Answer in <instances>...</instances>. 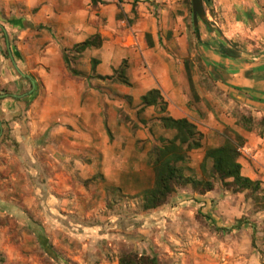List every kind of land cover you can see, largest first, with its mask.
<instances>
[{"label": "crops", "instance_id": "1", "mask_svg": "<svg viewBox=\"0 0 264 264\" xmlns=\"http://www.w3.org/2000/svg\"><path fill=\"white\" fill-rule=\"evenodd\" d=\"M165 1L0 0V94H7L0 97V127L16 142L0 160V215L24 216L25 208L39 209L43 202L48 215H62L70 222L96 213L104 185H127V193L133 194L136 182H154L152 152L175 135L163 126L162 115L186 117L197 125L203 146L195 150L203 158L214 146L211 135H220L216 128L227 126L215 113L216 103L232 99L234 104L264 108V58L251 52L248 43L238 56L221 50L249 36L264 44V21L254 28L248 18H240L249 29L224 23L222 35L215 37L202 28L201 35L198 28L192 44L188 2ZM209 3L216 10L241 7L249 17L263 9L264 15V0ZM95 36L98 44L77 49ZM192 45L203 57L212 88L202 86L192 73L190 80L185 60ZM11 54L35 87L16 70ZM122 67L128 82L118 74ZM153 88L161 90L165 112L158 104L144 105L143 96ZM238 132L252 157L250 162L241 156L242 171L255 179L256 168L264 167L258 161L264 138L248 130ZM214 193L173 195L170 202L142 214L148 223L139 230L147 236L142 241L147 253L167 243L160 237L166 231L162 214L181 219L188 205H206L205 211ZM55 227L60 224L52 223L48 230L54 232ZM150 231L156 241L150 240Z\"/></svg>", "mask_w": 264, "mask_h": 264}, {"label": "rangeland", "instance_id": "2", "mask_svg": "<svg viewBox=\"0 0 264 264\" xmlns=\"http://www.w3.org/2000/svg\"><path fill=\"white\" fill-rule=\"evenodd\" d=\"M203 1L207 19L221 33L224 30V23L237 29L243 26L248 28V24L255 28L258 26V21H264V15L261 13L263 9H260V13L257 10L249 17L244 15L241 7L232 6L216 10L209 6V0ZM258 17H261L260 20ZM240 18L245 21L248 18V24L244 25ZM236 20L242 24L235 25ZM192 22V16H189L187 32L193 44L196 40V30ZM198 28L201 35L200 28L214 37L217 36L215 30L202 20ZM246 43L252 45L251 52L264 58V44H259L254 36H249L247 41L240 39V43L231 44L228 47L231 48L232 53L238 55L240 50L245 48ZM192 47L193 54L186 58L190 74L197 76L198 78L194 79L198 80L202 86L212 88L203 57L196 50L195 45ZM260 49L263 51L259 52ZM218 95H220L219 99L224 101L221 94ZM231 101L225 100L221 104H215L216 115L227 126L221 130L216 128L220 135H211V145L222 143L227 136L234 137L238 130L252 131L264 138V108L260 109L254 104L245 105L241 101L234 104ZM225 108L229 117L227 123L224 122ZM243 116L252 117L249 124L251 130L247 128V124L242 119ZM2 128L0 127V134ZM9 133L3 135L2 132L0 149L3 150L4 155L0 160L5 159L8 147L16 145L13 136ZM258 148L261 150L258 161L264 164V141L260 142ZM241 156L246 157L250 162L252 160L246 145L241 148ZM202 160L200 151L192 150L189 159L180 164L185 175L214 179L209 173L211 162L207 163V171L204 173L201 168ZM256 170L258 173L256 178L261 179L264 186V167L262 171L260 168ZM214 180L215 193L210 198V205L205 211L202 208L206 205L201 208L188 205L184 208L182 217H179L181 219L176 220L169 214H162L166 218L164 222L166 231L160 234V237L167 243L163 247L152 249L150 253H147L148 249L142 244L147 236L143 237L145 234L139 229L148 223L146 218L140 216L148 213L149 209L144 208L143 193L153 183L136 182L132 185L133 194L127 193V185L117 187L106 184L102 204L98 206L96 213L72 217V222L62 215H48L45 202L43 205L40 204L39 209L25 208L24 216L0 215V264H118V254L121 251L130 250L156 255L161 264H183L184 259H187V264H200L205 261L215 264H235L236 262L264 264V205L258 198V195H261L260 192L253 193L250 190L234 192L224 186L219 179ZM195 193L198 192L191 184L178 183L166 203L170 202L173 195L186 196ZM206 211L212 212V215L207 216ZM148 218L153 219V216ZM52 223H59L60 228L55 227L54 232L49 231ZM151 232L148 235L150 240L156 241L157 235ZM171 237L179 242L170 243ZM138 240L141 243L136 244Z\"/></svg>", "mask_w": 264, "mask_h": 264}, {"label": "trees", "instance_id": "3", "mask_svg": "<svg viewBox=\"0 0 264 264\" xmlns=\"http://www.w3.org/2000/svg\"><path fill=\"white\" fill-rule=\"evenodd\" d=\"M186 1L192 11V2L190 0ZM99 42V39L95 36L84 41L77 49L82 51ZM221 50L228 55L238 56L232 53L230 47L223 46ZM185 65L190 80H192L188 60H186ZM118 74L123 81L128 82L124 76V67L119 69ZM143 102L144 105H160L162 112L167 110V103L159 88L148 91L143 96ZM251 118L242 117L249 130H251L249 125L252 121ZM161 121L164 127L175 130V135L171 138H164L162 144L157 145L152 152L154 182L143 193L144 208L151 209L165 204L178 183L191 184L198 193L204 194L215 188L214 179H219L224 186L234 192L245 190H250L253 193L260 192L261 195H258V198L260 203L264 205L263 181L258 178H251L242 171L241 148L246 143L243 135L235 132L234 137L227 136L222 143L208 147L201 162V168L205 173L207 163L211 162L209 173L214 179L205 178V176L198 178L194 175H185L180 164L189 159L192 150L203 146V134L199 131L197 125L186 117L174 118L170 115H162ZM117 261L118 264H161L156 255L137 253L132 250L121 251L118 254Z\"/></svg>", "mask_w": 264, "mask_h": 264}, {"label": "water", "instance_id": "4", "mask_svg": "<svg viewBox=\"0 0 264 264\" xmlns=\"http://www.w3.org/2000/svg\"><path fill=\"white\" fill-rule=\"evenodd\" d=\"M192 2V15H193V25H194V28L196 30H198V27H199V24H200V21H204L205 23H207V25L215 30V32L218 34V35H221V31L218 29V28H215L212 26V24L209 22V20L207 19V14H206V11H205V7H204V2L203 0H191ZM11 49H13V46L11 47ZM11 57H12V61L14 63V66L16 68V70L22 75V76H26V77H29L31 80H32V84H33V87H35V82L34 80L30 77L29 74L23 72L21 70V68L19 67L18 65V62L16 61V59L14 58V56L11 54ZM33 90V89H32ZM32 90L30 92H32ZM29 92V93H30ZM16 96H21V95H18V94H15ZM7 96V94H0V97H5Z\"/></svg>", "mask_w": 264, "mask_h": 264}]
</instances>
